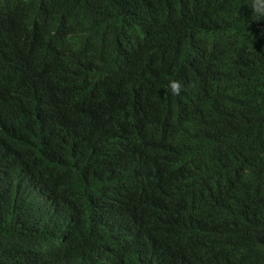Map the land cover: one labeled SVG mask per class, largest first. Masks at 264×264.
<instances>
[{
  "label": "trees",
  "instance_id": "1",
  "mask_svg": "<svg viewBox=\"0 0 264 264\" xmlns=\"http://www.w3.org/2000/svg\"><path fill=\"white\" fill-rule=\"evenodd\" d=\"M254 3L0 0V264H264Z\"/></svg>",
  "mask_w": 264,
  "mask_h": 264
},
{
  "label": "clouds",
  "instance_id": "2",
  "mask_svg": "<svg viewBox=\"0 0 264 264\" xmlns=\"http://www.w3.org/2000/svg\"><path fill=\"white\" fill-rule=\"evenodd\" d=\"M253 7L258 15L264 16V0H255ZM169 87L175 95H178L181 91V84L178 81H171Z\"/></svg>",
  "mask_w": 264,
  "mask_h": 264
}]
</instances>
